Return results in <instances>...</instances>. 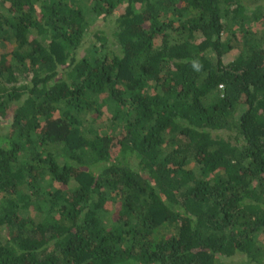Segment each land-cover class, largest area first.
Wrapping results in <instances>:
<instances>
[{"label": "trees", "instance_id": "16d2710c", "mask_svg": "<svg viewBox=\"0 0 264 264\" xmlns=\"http://www.w3.org/2000/svg\"><path fill=\"white\" fill-rule=\"evenodd\" d=\"M8 117L0 264H264V0H0Z\"/></svg>", "mask_w": 264, "mask_h": 264}, {"label": "rangeland", "instance_id": "374dc122", "mask_svg": "<svg viewBox=\"0 0 264 264\" xmlns=\"http://www.w3.org/2000/svg\"><path fill=\"white\" fill-rule=\"evenodd\" d=\"M250 4H251V8H253L254 2H251ZM94 27H95V29H104V31L109 35V37H112L111 19L109 21H107L106 24H104L102 21H99L97 24H95ZM93 41H94V38L90 36V38L88 39V44L93 42ZM85 47H86V45L85 46L83 45L81 49H83ZM234 55H235V52H232V53L230 52L228 54H225L224 55V62L231 60L234 57ZM82 117L84 118V125L85 126L89 125L91 123V121H95L96 124L100 127L99 130L101 133L102 132L103 133L108 132L111 134H116V131L114 132L113 128H111V126L109 124V121H108L109 114L107 113L106 110H104L103 114L99 115V116L95 115V114H91V113H85ZM8 125H9V117H8V119H6L2 122L1 127H0V132L5 131L4 128L7 127ZM4 237H5V231L1 230L0 241H3ZM230 260L231 259L224 260V261H226V263H227Z\"/></svg>", "mask_w": 264, "mask_h": 264}]
</instances>
